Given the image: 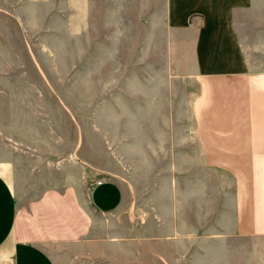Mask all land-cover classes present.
<instances>
[{
	"label": "crops",
	"instance_id": "obj_1",
	"mask_svg": "<svg viewBox=\"0 0 264 264\" xmlns=\"http://www.w3.org/2000/svg\"><path fill=\"white\" fill-rule=\"evenodd\" d=\"M70 5L77 42L108 44L83 73L113 75L79 82L64 158L2 142L0 264H206L228 238L264 264V0Z\"/></svg>",
	"mask_w": 264,
	"mask_h": 264
},
{
	"label": "rangeland",
	"instance_id": "obj_2",
	"mask_svg": "<svg viewBox=\"0 0 264 264\" xmlns=\"http://www.w3.org/2000/svg\"><path fill=\"white\" fill-rule=\"evenodd\" d=\"M74 21L73 5L57 6V0H0V147L6 141L29 157L52 149L64 158L67 148L82 146L79 82L95 75L108 80L113 73H83L82 60L108 57L79 58L77 49L86 54L108 44L77 42ZM92 31L99 33V26ZM126 57L118 54L114 63ZM233 244L231 238L212 242L206 264H234Z\"/></svg>",
	"mask_w": 264,
	"mask_h": 264
},
{
	"label": "built area",
	"instance_id": "obj_3",
	"mask_svg": "<svg viewBox=\"0 0 264 264\" xmlns=\"http://www.w3.org/2000/svg\"><path fill=\"white\" fill-rule=\"evenodd\" d=\"M101 182H102V180H99V181H97L96 183H98V184H99V183H101Z\"/></svg>",
	"mask_w": 264,
	"mask_h": 264
}]
</instances>
